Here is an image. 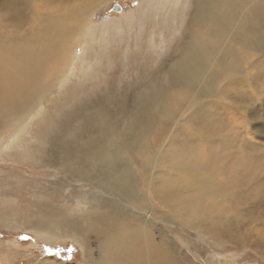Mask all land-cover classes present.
I'll use <instances>...</instances> for the list:
<instances>
[{
  "label": "rangeland",
  "instance_id": "374dc122",
  "mask_svg": "<svg viewBox=\"0 0 264 264\" xmlns=\"http://www.w3.org/2000/svg\"><path fill=\"white\" fill-rule=\"evenodd\" d=\"M9 1L0 0V15L7 17L13 13L20 18L26 14L25 29L30 28L32 21L40 22L46 16V6L36 0H20L23 1L20 11H6L5 3ZM147 1L104 0L93 11V21L88 25L89 29L94 28L93 34L75 37L72 41L71 47L74 43L80 44L66 63L70 60L72 69L84 62L93 67V71L90 68L91 72L79 81L76 79L73 85V93L83 97L81 103H85L86 112L65 118H56L53 114L51 128L35 121L31 130L33 137L18 149L6 147L10 132L3 135L0 141V264H45L46 260L54 259L59 264L93 263L75 239L50 238L24 225V209L27 214L33 211L28 201L38 200L43 194L60 200L52 197L59 190L56 183L64 185L61 194L66 197L65 203L79 211L85 208L80 201L86 191L83 184L67 179L56 167L46 165V153L52 150L46 137L51 132L57 141L64 142L76 132L82 136L85 123L99 119L91 128L96 136L120 141L127 150H140L132 144L133 134L128 132L135 125L131 114L135 116L139 109L134 104L141 96L154 95L162 88L167 90L164 99L170 98L169 107L166 110L162 106L158 112L153 108L156 116L151 122H156L158 130L151 137V145L161 155L160 159L164 157L163 162L159 165L158 156L155 162L137 153L131 166L140 177L141 186H145L144 191L160 187L164 180L177 176V169L166 163L171 155L183 167L200 164L199 172L203 177L207 174L205 178L210 184L200 189L201 210H196L191 222L180 221L183 219L180 215H166L168 210L162 207V213L166 214H162L164 219H156L159 229L163 227L185 254H180L183 264L191 261L193 264H264V22L254 40L242 42L236 34L239 24L235 12L227 16L223 29L209 32L210 39L192 30L194 33L188 36L192 42L208 43L211 52L204 54L205 65L200 73L183 80L172 91L168 86L177 67L176 59L186 56L181 52L185 48H181L185 22L180 20L177 25L165 11L148 6ZM256 1L264 18V0ZM127 12L136 18L128 28L119 23L112 30L104 27L112 21L111 17L118 20ZM44 102L45 99L43 105ZM59 105L60 102L54 107ZM167 111L168 116L162 117L161 113ZM114 121L122 136L111 134ZM142 163L147 172L141 171ZM208 186L213 187L211 191ZM194 189H181L186 204ZM70 193L76 196L71 197ZM162 199L153 194L157 204ZM11 213L15 215L11 217ZM155 234L160 238L157 230ZM92 238L89 246L97 256Z\"/></svg>",
  "mask_w": 264,
  "mask_h": 264
},
{
  "label": "bare ground",
  "instance_id": "6f19581e",
  "mask_svg": "<svg viewBox=\"0 0 264 264\" xmlns=\"http://www.w3.org/2000/svg\"><path fill=\"white\" fill-rule=\"evenodd\" d=\"M23 1L11 0L5 3L6 11H20ZM36 1L46 6V16L40 22L32 21L28 29L23 28L26 14L20 18L13 13L7 17L0 15V141L4 134L10 132L13 137L9 135L6 147L12 150L24 147L31 140L35 121L50 126L53 124V114L56 118H65L81 111L86 112L85 103H81L83 97L73 93V85L76 79L79 81L85 78L91 72L90 68L93 71V67L84 62V65L72 69L70 60L67 63L66 60L73 56L76 46L80 44L74 43L71 47L75 37H90L93 34L94 28L89 29L88 25L93 21V11L104 0ZM146 3L165 11L169 20L185 22L181 30V48H185L181 52L184 51L186 56L176 59L177 67L168 86L172 91L183 80L198 75L205 65L204 54L211 52L208 43L192 42L188 37L194 33L192 30L210 39L209 32L223 29L227 16L235 12L239 24L236 34L238 41L242 42L254 40L258 27L264 22L261 7L256 0H148ZM132 19L134 21L136 18L127 12L118 20L111 17L112 21L106 22L104 27L112 30V26L119 23L128 28ZM98 27L95 26L96 29ZM96 57L94 62H97ZM166 94V88H162L154 95L141 96L134 104L139 109L135 116L131 114L130 119L135 125L128 132H132V144L140 150H127L120 141L103 140L96 136L91 128L93 122L99 119L86 122L82 136L76 132L64 142L57 141L50 132L46 139L52 150L46 153L45 163L49 167H56L58 173L67 179L83 184L86 190L81 196L83 200H77L85 208L79 211L75 206L70 207L65 203L66 197L61 194L64 185L56 183L57 186H54L59 190L52 197H60V200L55 201L51 196L43 194L38 200L28 201L33 211L27 214L24 209V225L34 233L50 238L75 239L82 245L92 264H183L180 254H185L166 235L163 227L159 229L156 219H164L165 215L162 214L166 213H162L161 209L165 207L168 210L166 215H180L183 217L180 221L185 219V222H191L196 210L201 208L203 193L200 189L210 184L208 178H205L207 174H204L205 177L200 174V164L183 167L177 157L171 155L166 163L177 169V176L164 180L160 187L144 191L145 186H141L140 177L131 166L137 153L155 162L158 156L159 165L163 162L164 157L160 159L161 155L152 149L151 137L158 126L156 122H151V118L156 116L153 108L157 112L162 106L168 109L170 98L164 99ZM58 102L60 105L54 107ZM86 108L90 109L88 105ZM168 112L161 113L162 117L168 116ZM117 119H120L119 115ZM111 134L123 135L118 131L116 121ZM145 166V163L140 165L141 171L147 172ZM190 187L195 188L194 195L186 204L180 191ZM153 194L163 199L157 204ZM69 196L76 195L70 193ZM15 213H11V217ZM156 230L160 238H157ZM91 236L96 242L97 256H94L89 246ZM57 262V259L46 260L45 264H59Z\"/></svg>",
  "mask_w": 264,
  "mask_h": 264
},
{
  "label": "water",
  "instance_id": "95a60500",
  "mask_svg": "<svg viewBox=\"0 0 264 264\" xmlns=\"http://www.w3.org/2000/svg\"><path fill=\"white\" fill-rule=\"evenodd\" d=\"M115 7H119L118 5H115ZM115 9H120V8H115Z\"/></svg>",
  "mask_w": 264,
  "mask_h": 264
}]
</instances>
